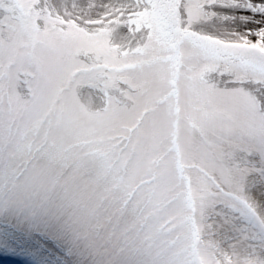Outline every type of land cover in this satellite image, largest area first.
<instances>
[{
  "label": "rangeland",
  "instance_id": "rangeland-1",
  "mask_svg": "<svg viewBox=\"0 0 264 264\" xmlns=\"http://www.w3.org/2000/svg\"><path fill=\"white\" fill-rule=\"evenodd\" d=\"M224 43L264 51V0H0V156L3 107L24 111L38 68L55 83L75 62L85 111L100 96L162 85L177 138L186 134L214 195L201 214L186 176L189 214L177 226L123 187L108 247L119 264H264V63ZM77 134L91 142L90 131ZM20 195L0 171V264H85L83 250L5 209Z\"/></svg>",
  "mask_w": 264,
  "mask_h": 264
},
{
  "label": "clouds",
  "instance_id": "clouds-1",
  "mask_svg": "<svg viewBox=\"0 0 264 264\" xmlns=\"http://www.w3.org/2000/svg\"><path fill=\"white\" fill-rule=\"evenodd\" d=\"M76 70L70 63L53 83L38 68L33 95L21 101L24 111L5 103L0 171L23 195L7 197L4 207L26 226H45L63 245L83 250L85 264H119L108 247L115 239L109 223L123 187L139 188L138 204L177 226L189 214L186 176L201 214L214 190L188 154L186 134L177 138L162 85L127 99L100 96L85 111L76 103L83 83L74 81ZM78 131H90L91 142Z\"/></svg>",
  "mask_w": 264,
  "mask_h": 264
}]
</instances>
